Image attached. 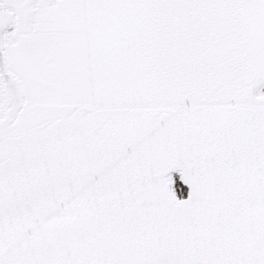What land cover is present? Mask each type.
<instances>
[{
    "label": "snow or ice",
    "instance_id": "obj_1",
    "mask_svg": "<svg viewBox=\"0 0 264 264\" xmlns=\"http://www.w3.org/2000/svg\"><path fill=\"white\" fill-rule=\"evenodd\" d=\"M0 264H264V0H0Z\"/></svg>",
    "mask_w": 264,
    "mask_h": 264
}]
</instances>
